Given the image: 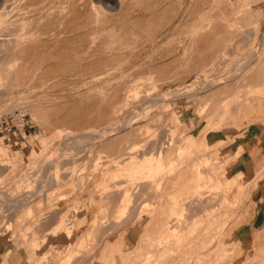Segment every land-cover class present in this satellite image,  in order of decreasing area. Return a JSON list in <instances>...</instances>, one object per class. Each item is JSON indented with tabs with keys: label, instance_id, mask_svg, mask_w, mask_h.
I'll list each match as a JSON object with an SVG mask.
<instances>
[{
	"label": "rangeland",
	"instance_id": "rangeland-1",
	"mask_svg": "<svg viewBox=\"0 0 264 264\" xmlns=\"http://www.w3.org/2000/svg\"><path fill=\"white\" fill-rule=\"evenodd\" d=\"M263 53L264 0H0V250L264 264L233 241L252 187L224 169L241 125L264 126Z\"/></svg>",
	"mask_w": 264,
	"mask_h": 264
},
{
	"label": "crops",
	"instance_id": "crops-1",
	"mask_svg": "<svg viewBox=\"0 0 264 264\" xmlns=\"http://www.w3.org/2000/svg\"><path fill=\"white\" fill-rule=\"evenodd\" d=\"M241 127L243 135L232 142L230 155L225 160V175H230L225 178V184L243 176L241 187L245 190L252 187L242 209L244 222L232 231L234 243L251 253L264 251V177L254 182L256 170L264 165V126L244 123ZM12 250L18 251V258L9 264L23 263L19 258L20 250L14 245L0 250V263Z\"/></svg>",
	"mask_w": 264,
	"mask_h": 264
},
{
	"label": "bare ground",
	"instance_id": "bare-ground-1",
	"mask_svg": "<svg viewBox=\"0 0 264 264\" xmlns=\"http://www.w3.org/2000/svg\"><path fill=\"white\" fill-rule=\"evenodd\" d=\"M110 1H111V0H110ZM100 2H101V1H100ZM112 2L115 3L116 1H112ZM255 3H257V2H255ZM107 7H108V6H107ZM259 14H260V13H259ZM260 15H261V14H260ZM2 16H3V15H2ZM253 17H254V16H253ZM247 18H248V17H247ZM249 19H250V18H249ZM246 20H247V19H246ZM253 20H254V18H253ZM250 21H251V20H250ZM252 22H253V21H252ZM22 40H23V39H22ZM14 45H15V44H14ZM6 46H7V45H6ZM20 46H21V45H20ZM5 50H6V48H5ZM263 54H264V53H263ZM5 57H6V56H5ZM0 68H1V67H0ZM261 92H262V90H261ZM137 93H138V91H137ZM107 132H108V131H107ZM111 132H112V131H111ZM96 136H97V135H96ZM97 138H98V136H97ZM192 143H193V142H192ZM192 148H193V146H192ZM130 152H131V151H130ZM135 152H136V151H135ZM80 153H81V152H80ZM67 154H68V153H67ZM57 155H58V154H57ZM87 155H88V154H87ZM54 159H55V158H54ZM74 159H75V158H74ZM131 159H133V158H131ZM131 159H130V163H132L133 160H135V159H133V160H131ZM72 160H73V159H72ZM113 161H114V160H113ZM125 161H126V160H125ZM131 161H132V162H131ZM123 162H124V161H123ZM45 163H46V162H45ZM101 163H102V162H101ZM125 163H126V164H125ZM125 163H121L122 167H121L119 164L116 165V167L119 166V168L117 167L118 170H117V169H116V170H117V172L119 173L120 177H121V176H125V175H128V176H131V177H132L133 175H131L132 172H130V171L133 170V169H131V168L128 167L127 162H125ZM128 163H129V162H128ZM55 164H56V163H55ZM107 164H108V163H107ZM136 164H137V163H136ZM47 165H48V164H47ZM97 165H98V164H97ZM112 165H113V164H112ZM134 165H135V164H134ZM105 166H106V165H105ZM129 166H130V164H129ZM137 166H138V165H137ZM113 167H115V166H113ZM113 167H111V168H113ZM101 168H102V166H101ZM134 168H135V167H134ZM96 169H98V168L96 167ZM104 169H105V168H104ZM106 169H107V167H106ZM135 169H137V168H135ZM174 170H175V169H174ZM95 171H96V170H94V172H95ZM107 171H108V170H107ZM109 171H110V170H109ZM55 172H56V170H55ZM94 172H93V173H94ZM103 172H105V170H104ZM103 172H102V173H103ZM115 172H116V171H115ZM159 172H160V171H159ZM172 172H173V171H172ZM134 173H135V172H134ZM136 173H137V172H136ZM160 173H161V172H160ZM113 174H114V173H113ZM113 174H112V175H113ZM115 174H116V173H115ZM158 174H159V173H158ZM105 175H106V174H105ZM107 175H108V173H107ZM71 176H72V175H71ZM110 176H111V175H110ZM110 176H109V177H110ZM143 176H144V175H143ZM93 177H94V176H93ZM105 177H106V176H105ZM105 177H103V178H105ZM113 177H114V176H113ZM117 177H118V176H117ZM49 178H50V177H49ZM56 178H57V177H56ZM63 178H64V177H63ZM91 178H92V177H91ZM127 178H130V177H127ZM106 179H107V178H106ZM131 179H132V178H131ZM147 179H148V178H147ZM152 180H153V179H152ZM105 181H106V180H105ZM77 182H78V181H77ZM94 182H95V181H94ZM103 182H104V181H103ZM141 182H142V181H141ZM141 182H139V183H141ZM146 182H148V181L146 180ZM104 183H105V182H104ZM104 183H103V185H104L105 187H110L109 185L106 186L107 184L105 185ZM120 183H121V182H120ZM144 183H145V181H144ZM79 184H80V183H79ZM142 184H143V182H142ZM151 184H152V183H151ZM95 185H96V184H95ZM95 185H94V186H95ZM97 185H99V184H97ZM103 185H102V186H103ZM126 185H127V184H126ZM128 185H129V184H128ZM102 186H101V188H102ZM98 187H100V186H98ZM142 187H143V186H142ZM144 187H145V186H144ZM219 187H220V186H219ZM43 188H44V187H43ZM145 188H146V187H145ZM105 189H107V188H105ZM146 189H147V188H146ZM72 191H73V190H72ZM110 191H111V190H110ZM116 191H117V190H116ZM156 191H157V190H156ZM119 192H120V191H119ZM122 192H124V191H122ZM128 192H129V191H127V192H125L124 194H122V197H121V200H120V201H121V202H120L121 205L118 206V207L121 206L120 208H118V209H120L119 211H120V213H121V214H119V216H120V215L123 216L124 213H126V211L129 209L128 206H129V204H130V202H131V198H130V195H131V194L129 195ZM74 193H75V191H74ZM120 193H121V192H120ZM120 193H119V194H120ZM27 194H28V193H27ZM116 194H117V193H116ZM119 194H118V195H119ZM113 195H114V194H113ZM132 195H133V194H132ZM146 195H147V194H146ZM29 197H31V196H29ZM29 197L26 199L27 202H28V201L30 202V201L32 200V198L30 199ZM46 198H47V197H46ZM59 198H60V197H59ZM118 198H119V197H118ZM49 199H50V198H49ZM107 199H108V198H107ZM144 199H145V198H144ZM24 200H25V199H24ZM154 200H155V199H154ZM161 200H162V199H161ZM32 201H33V200H32ZM32 201H31V203H32ZM182 201H183V200H182ZM28 204H29V203H28ZM135 205H136V204H135ZM21 206H22V205H21ZM36 207H37V206H36ZM40 207H41V206H40ZM129 207H130V206H129ZM11 208H12V206H11ZM26 208H27V210H28V212H29V214H30V212L32 211V208H33V207L30 208V205H28V206L25 207L24 209H26ZM28 208H30V211H29ZM41 208H43V207H41ZM193 208H194V207H193ZM16 209H18L17 206H16ZM33 209H34V208H33ZM38 209H39V207H38ZM135 210H136V209H135ZM186 210H187V209H186ZM193 211H194V210H193ZM25 212H27V211H25ZM28 212H27V213H28ZM35 212H36V211H35ZM35 212H34V213H35ZM53 213H54V212H53ZM122 213H123V214H122ZM127 213H128V212H127ZM127 213H126V214H127ZM132 213H133V212H132ZM127 216H128V215H127ZM27 218H28V216H27ZM115 218H116V217H115ZM119 218H120V217H119ZM97 219H98V218H97ZM103 219H104V218H103ZM121 219H122V218H121ZM127 219H128V218H127ZM176 219H177V218H176ZM181 219H182V218H181ZM93 220H94V219H93ZM101 220H102V219H101ZM101 220H100V221H101ZM173 220H174V219H173ZM178 220H179V219H178ZM23 221H24V220H23ZM180 221H181V220H180ZM26 222H27V221H26ZM93 222H94V221H93ZM95 222H96V221H95ZM98 222H99V221H98ZM177 222H179V221H177ZM177 222H176V223H177ZM182 222H183V221H182ZM22 223H23V222H22ZM109 223H110V222H109ZM120 223L122 224V222H119V224H120ZM170 223H171V221H170ZM185 223H186V222H185ZM75 224H76V223H75ZM100 224H101V223H100ZM103 224H104V223H103ZM168 224H169V223H168ZM91 225H92V224H91ZM172 225H173V224H172ZM176 225H178V227H179L180 223H179V224H176ZM185 225H186V224H185ZM169 226H171V225H169ZM19 227H20V226H19ZM74 227H75V226H73V228H74ZM180 227H181V226H180ZM42 228H43V227H42ZM43 229H44V228H43ZM92 229H93V228H92ZM102 229H103V228H102ZM39 230H40V229H39ZM61 230H62V229H61ZM167 230H168V229H167ZM169 230H170V228H169ZM169 230H168L167 232H169ZM16 231H19V230H16ZM44 231H45V230H44ZM107 232H108V231H107ZM100 233H101V232H100ZM110 233H111V232H110ZM169 233H170V232H169ZM20 234H21V233H20ZM40 234H41V233H40ZM93 235H94V234H92V236H93ZM101 235H102V234H101ZM106 235H107V234H106ZM170 235H171V234H170ZM89 236H90V235H89ZM42 237H43V236H42ZM171 237H172V236H171ZM175 237H176V236H175ZM177 237H178V235H177ZM91 238H92V237H91ZM91 238H90V239H91ZM95 238H96V237H95ZM95 238H93V239H95ZM39 239H40V238H39ZM96 239H97V238H96ZM159 239H160V238H159ZM167 239H168V237H167ZM91 241H92V240H91ZM94 241H95V240H94ZM174 242H177V241H174ZM160 243H161V242H160ZM142 244H143V243H142ZM98 245H99V244H98ZM100 245H101V244H100ZM142 246H143V245H142ZM99 247H100V246H99ZM94 249H95V248H94ZM146 249H147V248H146ZM143 250H144V249H143ZM99 251H100V250H99ZM82 254H83V253H82ZM161 254H162V253H161ZM77 256H78V255H77ZM92 256H93V255H92ZM98 256H99V255H98ZM78 257H79V256H78ZM154 257H155V256H154ZM162 257H163V256H162ZM75 259H76V258H75ZM95 259H96V258H95ZM161 259H162V258H161ZM117 260H118V259H117ZM82 261H83V260H82ZM120 261H121V260H120ZM120 261H119V262H120ZM93 262H94V261H93ZM93 262H92V263H93ZM8 263H9V262H8V258H7L6 260H3V261H2V264H8ZM112 263H113V262H112ZM112 263H111V264H112ZM154 263H155V262H154ZM118 264H119V263H118ZM151 264H152V263H151Z\"/></svg>",
	"mask_w": 264,
	"mask_h": 264
}]
</instances>
